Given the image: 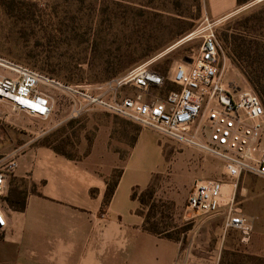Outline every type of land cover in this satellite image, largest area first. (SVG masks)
<instances>
[{"label":"rangeland","instance_id":"rangeland-1","mask_svg":"<svg viewBox=\"0 0 264 264\" xmlns=\"http://www.w3.org/2000/svg\"><path fill=\"white\" fill-rule=\"evenodd\" d=\"M210 31L219 47L224 80L241 90H252L241 72L257 68L264 75V0H251L217 20L208 15L205 0H0L1 57L59 83L90 89L140 65L161 76L164 72L166 77L185 64L183 58L198 54L202 36ZM45 89L50 96L67 100L58 91ZM165 91L164 87L154 96L163 98ZM135 93L126 86L117 97ZM61 111L60 107L52 111L53 118ZM81 115L59 126L53 125L52 115L46 120L25 115L30 131H22L6 123L18 117L6 103H0V117L5 120H0V160L25 140L76 157L84 142ZM36 134L40 135L37 140ZM159 138L164 169L152 177L145 205H140L142 230L146 219L147 227L159 233L151 235L174 242L181 252L190 251L202 264H214L217 259L228 264L241 256L247 263V251L261 253L257 257L264 264V180L245 176L237 182L235 206L252 221L250 238L243 243L239 232L223 229L221 217H193L186 209L195 181L225 178L222 162ZM148 209L150 216L145 218ZM233 251L238 258L230 255Z\"/></svg>","mask_w":264,"mask_h":264},{"label":"crops","instance_id":"crops-1","mask_svg":"<svg viewBox=\"0 0 264 264\" xmlns=\"http://www.w3.org/2000/svg\"><path fill=\"white\" fill-rule=\"evenodd\" d=\"M205 1L213 20L237 9L236 0ZM174 72L163 85L145 90L142 100L158 98L156 92L175 85ZM51 97L52 111L62 110L54 118L51 114L53 125L82 114L84 142L76 157L31 145L33 140L2 154V161L15 166L6 171L0 196L5 221L0 228V264H202L174 242L144 232L140 204L130 197L133 188H147L164 169L159 136L96 107L74 113L81 102L65 95L67 100ZM6 105L18 117L6 123L30 131L25 114ZM116 170L120 175L106 199L109 177Z\"/></svg>","mask_w":264,"mask_h":264},{"label":"built area","instance_id":"built-area-1","mask_svg":"<svg viewBox=\"0 0 264 264\" xmlns=\"http://www.w3.org/2000/svg\"><path fill=\"white\" fill-rule=\"evenodd\" d=\"M218 49L211 31L202 36L199 52L188 67L178 65L174 72L173 83L178 89L150 101H143L142 93L163 85L164 78L144 65L90 89L59 83L0 56V69L4 72L0 74V103L8 104L14 112L46 120L53 110V99L45 89L48 87L74 103L81 102L74 113L96 107L175 144L217 158L222 162L225 178L195 181L186 209L193 217H221L223 229L239 232L240 241L245 243L250 238L252 221L235 206V195L237 182L243 176L264 180V110L252 90H241L224 80ZM126 86L136 93L117 97ZM14 166V162L0 160V196L6 171ZM4 225L0 211V228Z\"/></svg>","mask_w":264,"mask_h":264},{"label":"trees","instance_id":"trees-1","mask_svg":"<svg viewBox=\"0 0 264 264\" xmlns=\"http://www.w3.org/2000/svg\"><path fill=\"white\" fill-rule=\"evenodd\" d=\"M251 0H236V6L237 8H240L242 6H244L245 4H247L248 2H250ZM247 47V46H246ZM250 47H249V50L248 52L250 51ZM247 67V66H246ZM245 67V69H247ZM242 76L244 77L246 83L248 84V86L252 89V91L259 97L260 99V102H261V105H262V108L264 110V75H261L259 73V70L257 68H253V70H249V72L247 73V70L245 71H242ZM163 76H165V73H161ZM161 76V75H160ZM161 76V77H163ZM165 79V77H163ZM176 85H173V86H167V91H173V90H177ZM56 152L60 153L61 151L57 150V149H54ZM64 155V154H63ZM67 156V155H65ZM68 157V156H67ZM120 175V172H116V173H113V175L111 176L112 178H109V183H108V186H107V192H106V195H105V198L108 199L112 193V190L117 182V179ZM147 191H150V186H147V188H145V190L143 192H138V190L136 188H133L132 191H131V199L133 200H137L139 202L140 205H145L144 203V196H145V193ZM141 193V194H139ZM151 193L150 192L148 194V197L151 198ZM23 209V206L19 207V210H22ZM149 218L150 216V210L148 209L147 210V215H145V218ZM145 224H143V230L150 233V234H159L156 232V230H154L153 228H150V227H147V223L148 221L145 219ZM238 254L237 251H233L231 252L230 255H232V257H236L238 258ZM247 258V263H245L243 261V257H239L237 260L233 261V262H230L228 264H263L261 263V261L258 259V257L256 256H252V255H249L247 254L246 257H244V259ZM219 264H224L222 262H220Z\"/></svg>","mask_w":264,"mask_h":264},{"label":"water","instance_id":"water-1","mask_svg":"<svg viewBox=\"0 0 264 264\" xmlns=\"http://www.w3.org/2000/svg\"><path fill=\"white\" fill-rule=\"evenodd\" d=\"M191 61H192V59L191 58H183V62H185V63H188V64H190L191 63Z\"/></svg>","mask_w":264,"mask_h":264}]
</instances>
